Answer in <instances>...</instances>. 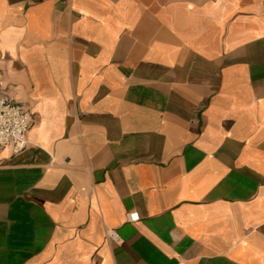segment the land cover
<instances>
[{"label": "crops", "instance_id": "crops-1", "mask_svg": "<svg viewBox=\"0 0 264 264\" xmlns=\"http://www.w3.org/2000/svg\"><path fill=\"white\" fill-rule=\"evenodd\" d=\"M0 83V264H264V0H0Z\"/></svg>", "mask_w": 264, "mask_h": 264}, {"label": "built area", "instance_id": "built-area-1", "mask_svg": "<svg viewBox=\"0 0 264 264\" xmlns=\"http://www.w3.org/2000/svg\"><path fill=\"white\" fill-rule=\"evenodd\" d=\"M34 124L30 109L8 97L0 83V146L7 147L13 156L19 155L29 146L28 133ZM128 223H137L139 215L130 212L126 215ZM105 237L112 243L119 238L113 231H106Z\"/></svg>", "mask_w": 264, "mask_h": 264}]
</instances>
